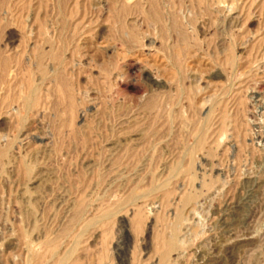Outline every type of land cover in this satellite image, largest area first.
Instances as JSON below:
<instances>
[{
	"label": "rangeland",
	"instance_id": "rangeland-1",
	"mask_svg": "<svg viewBox=\"0 0 264 264\" xmlns=\"http://www.w3.org/2000/svg\"><path fill=\"white\" fill-rule=\"evenodd\" d=\"M0 264H264V0H0Z\"/></svg>",
	"mask_w": 264,
	"mask_h": 264
},
{
	"label": "bare ground",
	"instance_id": "bare-ground-1",
	"mask_svg": "<svg viewBox=\"0 0 264 264\" xmlns=\"http://www.w3.org/2000/svg\"><path fill=\"white\" fill-rule=\"evenodd\" d=\"M29 99V98H28ZM173 239V238H172ZM176 240V239H175ZM170 241V240H169ZM169 243V242H168ZM171 243V242H170ZM170 243L168 244V245H170ZM174 243H176L177 244V242H174ZM167 245V246H168ZM173 247V246H172ZM175 247V246H174ZM169 248H171V247H169ZM163 253H165V252H163Z\"/></svg>",
	"mask_w": 264,
	"mask_h": 264
}]
</instances>
